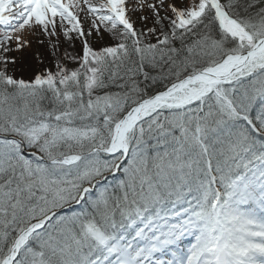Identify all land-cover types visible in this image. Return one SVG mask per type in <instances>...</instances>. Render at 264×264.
<instances>
[{
  "label": "snow or ice",
  "instance_id": "obj_1",
  "mask_svg": "<svg viewBox=\"0 0 264 264\" xmlns=\"http://www.w3.org/2000/svg\"><path fill=\"white\" fill-rule=\"evenodd\" d=\"M0 264H264V0H0Z\"/></svg>",
  "mask_w": 264,
  "mask_h": 264
},
{
  "label": "rangeland",
  "instance_id": "obj_2",
  "mask_svg": "<svg viewBox=\"0 0 264 264\" xmlns=\"http://www.w3.org/2000/svg\"><path fill=\"white\" fill-rule=\"evenodd\" d=\"M136 0H132L134 4ZM149 2H154V0H149ZM140 11H137L133 16V19L137 20V26H140L138 17L140 16ZM144 15H149V10H144ZM81 21L84 23L83 14L81 16ZM85 27L87 24L85 23ZM22 40L24 42V47L17 50L16 42H10L8 46L13 49L8 53H5L9 58L15 59V65L9 64V69L14 72L17 76H29L32 70H38L45 66L51 67L54 62V56L52 55L53 49L50 46L49 38L42 34L39 30H33L26 28L22 33ZM41 41H43L41 43ZM59 43V52L63 53L65 50L71 51L68 42L64 36L60 33L59 26L57 28V35L51 37V42ZM76 50L80 48L79 41H75ZM43 61L40 64L39 61Z\"/></svg>",
  "mask_w": 264,
  "mask_h": 264
},
{
  "label": "trees",
  "instance_id": "obj_3",
  "mask_svg": "<svg viewBox=\"0 0 264 264\" xmlns=\"http://www.w3.org/2000/svg\"><path fill=\"white\" fill-rule=\"evenodd\" d=\"M55 58V57H54ZM20 76V75H19Z\"/></svg>",
  "mask_w": 264,
  "mask_h": 264
}]
</instances>
